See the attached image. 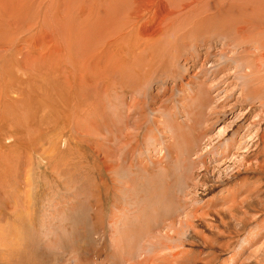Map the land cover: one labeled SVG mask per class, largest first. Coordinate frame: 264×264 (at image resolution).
Instances as JSON below:
<instances>
[{
	"label": "rangeland",
	"instance_id": "374dc122",
	"mask_svg": "<svg viewBox=\"0 0 264 264\" xmlns=\"http://www.w3.org/2000/svg\"><path fill=\"white\" fill-rule=\"evenodd\" d=\"M0 102V264H264V0H0Z\"/></svg>",
	"mask_w": 264,
	"mask_h": 264
},
{
	"label": "bare ground",
	"instance_id": "6f19581e",
	"mask_svg": "<svg viewBox=\"0 0 264 264\" xmlns=\"http://www.w3.org/2000/svg\"><path fill=\"white\" fill-rule=\"evenodd\" d=\"M201 3V2H200ZM204 3V2H203ZM188 5H189V3H188ZM205 5V4H204ZM208 5V4H207ZM182 6V5H181ZM187 6V5H186ZM188 7V6H187ZM202 7V6H201ZM207 8H208V6H207ZM178 9V5H176V4H174V8H172V9H170L169 11L167 10V12H168V14H173V13H175L176 11H178L177 10ZM183 13V12H182ZM16 21H18V20H16ZM240 27H238V29H239ZM237 29V28H236ZM243 30V29H242ZM151 33V32H150ZM7 48V47H6ZM17 52V51H16ZM14 53V52H13ZM18 53V52H17ZM14 55V54H13ZM242 91H244V90H242ZM244 94V93H243ZM246 96V95H245ZM244 96V97H245ZM243 97V98H244ZM3 100V99H2ZM7 101V100H6ZM1 103V102H0ZM5 105H7V104H5ZM1 106V105H0ZM5 107V106H4ZM1 108V107H0ZM7 108V107H6ZM211 109V108H210ZM210 111V110H209ZM214 112V111H213ZM215 113H217V111H215ZM187 115H188V113H187ZM197 121V120H196ZM237 121V120H236ZM234 121H231V124L233 123ZM237 123V122H236ZM251 124V123H250ZM234 125V124H233ZM171 126V125H170ZM237 128V127H236ZM258 128V127H257ZM176 129V128H175ZM226 129V127H222V128H219V130L217 131V136H218V141H220L221 142V145H222V147L223 148H221V150H219V151H217V155L218 156H220V154L221 155H224V156H226V155H228L231 151H232V148L237 144V137H236V135H237V131H236V129L233 131V130H230V131H233V134L228 138V139H225V141L224 142H222V140L221 139H223L224 138V135L226 134V132L227 131H229L228 129L227 130H225ZM238 130V129H237ZM247 130V129H246ZM226 131V132H225ZM241 131V130H240ZM258 132L259 131H257L256 133H255V136H258ZM242 135V134H241ZM239 136V135H238ZM254 136V137H255ZM223 137V138H222ZM249 138V137H248ZM261 138V137H260ZM239 139H240V137H239ZM250 139V138H249ZM249 139H247V140H249ZM211 142V141H210ZM239 143V142H238ZM255 143H256V140H255ZM173 144V143H172ZM246 145H247V142H244V140L242 139V141L237 145V148L239 147V148H245L246 147ZM241 146V147H240ZM258 149V148H257ZM262 149V148H261ZM261 149H259V151H258V154H260V150ZM235 150V149H234ZM240 150V149H239ZM238 150V151H239ZM246 151H248V149L246 150ZM252 151V150H251ZM215 152V151H214ZM234 152V151H233ZM242 152V151H241ZM243 152H245V150H243ZM262 152H264L263 150H262ZM215 154V155H216ZM252 154H257V150H255V151H252V152H250V153H247V154H245V155H242V158L243 159H245L246 157H248V156H250V155H252ZM232 155H236V156H238L237 154H232ZM198 156V155H197ZM231 156V155H230ZM227 157V156H226ZM222 158H225V157H222ZM242 159V160H243ZM256 160H257V158H256ZM255 160V161H256ZM238 161V160H237ZM241 161V160H240ZM255 161H254V163H255ZM263 161V160H262ZM258 162H260V161H258ZM241 163V162H240ZM242 164H243V162H242ZM259 164V163H258ZM264 167V166H263ZM250 169V168H249ZM256 169V168H255ZM256 171V170H255ZM259 172V171H258ZM261 174V173H260ZM256 178V177H255ZM260 181V180H259ZM254 182H258V177L255 179V181ZM259 186V185H258ZM248 191V190H247ZM250 196H251V194H249ZM247 202V201H246Z\"/></svg>",
	"mask_w": 264,
	"mask_h": 264
}]
</instances>
